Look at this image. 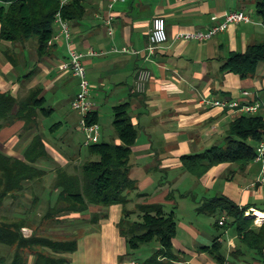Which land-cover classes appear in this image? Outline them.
I'll use <instances>...</instances> for the list:
<instances>
[{
  "label": "crops",
  "instance_id": "0c3cea01",
  "mask_svg": "<svg viewBox=\"0 0 264 264\" xmlns=\"http://www.w3.org/2000/svg\"><path fill=\"white\" fill-rule=\"evenodd\" d=\"M258 1L125 0L110 9L111 0H84V16L69 23L72 45L84 55L90 97L96 105L95 119L101 128L100 142L121 144L113 130V108L129 105L128 115L138 132L132 147L131 178L139 189L142 191L152 183L149 175L156 166L166 170L156 175L172 177L169 188L181 192L177 194L182 199L180 194L190 190L196 205L202 199L223 196L240 208L249 206L245 217L253 219L256 229L264 225V219L254 216L255 212L264 214V185L258 183L261 175L258 163L246 168L231 164L213 167L201 178L200 185H196L188 180L180 159L203 148L222 147L230 122L239 116L233 109L206 106L202 103L204 99L232 102L240 107L255 102L264 104V63L254 77L245 80L220 73L221 65L231 53H244L249 46L264 42V22L256 13ZM232 11L248 14L253 22L232 25L205 42L175 39L179 32L205 30L213 25L212 17ZM157 17L165 20L168 40L151 55L146 48L152 22ZM58 34L56 26L49 54L42 59L37 56L34 42L24 46L0 42V93L21 100L30 91L40 90L44 107L50 110L46 117L39 115L37 124H32L33 128L26 132L23 121L15 120L4 126L0 130V151L21 159L35 138L41 137L52 161H39L34 166L46 172L43 185L47 188L57 168L73 167L89 159L82 154L84 135L79 128V116L71 108L78 81L69 71L60 69L68 55L65 44L56 39ZM7 49L15 56L14 63L6 57ZM144 73L147 77L141 80ZM78 134L82 136L80 141L76 139ZM169 188L158 187L150 197L141 198L144 200L141 204H167ZM180 207L184 206L174 207L177 219L174 257L159 256V262L264 264V252L260 255L249 250L233 228H216L210 223V220L215 222L212 217ZM128 211H135V207ZM22 212L16 205L9 209L11 216ZM101 212L91 207L89 214L73 215L70 217L73 221H65L53 229L73 228L70 233L55 238L63 239L72 233L78 236V249L70 255V264H143L150 254L142 255L138 261L126 256V243L118 229L122 207L108 209L98 223L86 221L90 220V214ZM199 215L207 218L206 223ZM135 217L136 214L131 215ZM22 233L30 237L32 229L24 228ZM215 241L221 244L223 263L206 251ZM0 255H7V250L1 249ZM32 263L30 258L29 264Z\"/></svg>",
  "mask_w": 264,
  "mask_h": 264
},
{
  "label": "trees",
  "instance_id": "16d2710c",
  "mask_svg": "<svg viewBox=\"0 0 264 264\" xmlns=\"http://www.w3.org/2000/svg\"><path fill=\"white\" fill-rule=\"evenodd\" d=\"M84 8V0H70L63 7L60 0H0V42L12 46L34 42L37 56L42 59L51 49L57 13L71 23L84 16ZM256 13L264 22V0L257 2ZM5 55L11 63L15 62V56L8 49ZM263 63L264 42L249 46L244 53H231L221 65L220 73L245 80L254 77ZM44 106L45 99L40 90L30 91L21 100L0 93V130L15 120L24 122V132L32 129L39 115L46 117L50 114ZM128 111V104L113 108V130L121 144L102 141L84 145L89 159L73 167L57 168L49 188L43 185L46 172L34 166L39 161H52L44 150L41 137L35 138L21 159L0 151V250H7V255H0V264H29L30 258L32 264H70V255L78 249L77 234L62 239L53 237L50 231L61 227L65 221H73L70 216L87 214L91 207L102 211L92 217L93 224L104 218L108 209L122 207L118 229L126 243L127 257L133 256L138 261L136 255L153 242L159 249L152 251L143 264H162L157 260L159 256L174 257L175 211H167L161 203L136 204L144 195L139 193L138 183L131 178L132 147L138 132ZM95 117L93 113L89 122L96 123ZM224 143L222 147L213 146L201 153L181 157L182 170L196 185H200L201 178L213 167L231 164L246 168L255 163L256 148L264 143V112L237 116L228 126ZM163 182L170 184L167 179ZM170 190L167 200L177 192L176 189ZM26 192L32 197V208L46 202L45 212L38 221L34 220L32 211L21 207ZM192 192L180 195L193 196ZM44 193L45 202L42 200ZM17 203L23 212L9 215L10 207ZM130 204H136L135 211H128ZM197 206L200 213L215 220L216 228H233L244 246L263 255L264 225L256 229L253 219L245 217L249 206L240 208L223 196L202 199ZM133 214H136L134 219L131 218ZM24 228L32 229L30 237H24ZM220 248L221 244L215 241L206 251L223 263Z\"/></svg>",
  "mask_w": 264,
  "mask_h": 264
},
{
  "label": "built area",
  "instance_id": "2783aa9c",
  "mask_svg": "<svg viewBox=\"0 0 264 264\" xmlns=\"http://www.w3.org/2000/svg\"><path fill=\"white\" fill-rule=\"evenodd\" d=\"M70 0H60L61 7L66 5ZM125 0H111L109 8L117 2H123ZM213 25L205 30L179 32L176 34L175 39L180 41H197L205 42L218 34L224 33L232 25L240 23H252L251 17L244 12L232 11L225 13L221 17H212ZM55 25L59 28V34L56 37L57 40L62 41L67 49V61L60 65L61 70H67L78 81V92L71 103V108L79 116V128L84 135V145L90 146L100 142L101 128L97 123H90V117L96 110L95 103L91 100L90 92L91 87L87 79V73L84 66V55L78 52L72 45L71 32L69 23L61 18L60 12L56 15ZM108 31L112 35L113 31L111 23L108 20ZM168 36L166 32L165 20L161 17H157L152 22V29L149 35V45L146 48L148 54L153 55L157 49L165 42H167ZM147 74H142L141 80L146 78ZM248 95V93H244ZM202 103L209 107H218L223 109H233L238 115L247 114L255 115L259 112H264V104L255 102L240 107L236 103L222 102L214 99H204ZM257 157L255 162H260L261 175L258 179V183L264 185V143H261L256 148Z\"/></svg>",
  "mask_w": 264,
  "mask_h": 264
},
{
  "label": "rangeland",
  "instance_id": "374dc122",
  "mask_svg": "<svg viewBox=\"0 0 264 264\" xmlns=\"http://www.w3.org/2000/svg\"><path fill=\"white\" fill-rule=\"evenodd\" d=\"M50 122H53L52 120H50ZM76 139H77V141H80L81 139H82V136L80 135V134H78L77 136H76ZM102 142V141H101ZM111 143H113V142H111ZM224 145H225V143H224ZM223 145V146H224ZM207 148H203L202 150H199V151H196V152H198V153H201V152H203V151H205ZM82 154H85V156L87 155V153H86V150H85V148L84 147H82ZM88 156V155H87ZM95 159V158H94ZM255 163H258L261 167H262V164L260 163V162H255ZM153 173H152V175H149L150 176V178H151V180H152V183L150 184V185H148V186H146V187H143L142 188V191L139 189V187H138V191H139V193L140 194H143L144 195V198L146 197H150L153 193H154V190L155 189H157L158 187L160 188V187H167V188H169V186L170 185H172V184H163L164 182V180L165 179H167V181H172V177L171 176H166L165 174L164 175H156V173L157 172H165L166 170H161V169H159L158 167H156V166H154L153 168ZM189 179L188 180H190V181H192L193 179L192 178H190V177H188ZM186 189H184L183 190V192L185 191ZM170 188H169V193H170ZM182 191V190H181ZM190 191V190H189ZM189 191H187V192H189ZM179 193H181V192H179ZM54 196H56V194H53ZM31 200H32V197H31V195H30V193L29 192H26L25 194H24V197L22 198V202H23V204H24V206L26 207V209L28 210V211H32L33 212V216H34V220L35 221H38L39 220V218L44 214V212H45V209H46V200H47V198H46V194L44 193V194H42V200L45 202V203H43L42 205H40V206H38V207H33L32 208V206H31ZM148 201V200H147ZM142 202H144V200L143 199H139L138 201H137V204H141ZM170 202V203H169ZM193 203L195 204V205H193ZM165 205V209L167 210V211H172V210H174L173 208L175 207L176 208V205H178V206H184V207H180V208H184L185 210H187V211H190V210H192V213H194V210H195V213H197L198 212V206L196 205V202H194L193 201V198H191V195L190 196H185V197H183V199H182V197H180L179 196V194H177V192H174V195H173V197H172V199H170V200H168V203L167 204H164ZM20 204L19 203H17L16 204V207H17V210L19 211V212H22V210L23 209H21L20 208ZM194 206H195V208H194ZM135 206H134V204H130L129 205V207L128 208H134ZM179 208V209H180ZM175 211V210H174ZM9 213V212H8ZM87 214H89V212L87 213ZM198 214V213H197ZM200 214V213H199ZM200 216V215H199ZM71 217V216H70ZM91 217V218H90ZM92 217H93V215L91 216V214H90V216H89V218H90V220L88 219V220H86V221H90L91 222V219H92ZM71 218H73V217H71ZM200 218H201V220L204 222V223H206V221L205 220H207V218L205 217V216H200ZM85 222V221H84ZM92 223V222H91ZM210 223L213 225V223H214V221L213 220H210ZM73 228H68V227H66V229H63V228H60V229H57V230H51L50 231V234L52 235V236H56V235H64V234H68V233H70L71 232V230H72ZM24 234H26V235H29L30 234V232L29 231H24L23 232ZM159 246H158V244H156L155 242H153V243H151V244H149V245H146V246H144L143 248H142V250L136 255V259H141V257H142V255H145V254H150L151 255V253H152V251L151 252H149L150 251V249H153L154 251H155V248H158Z\"/></svg>",
  "mask_w": 264,
  "mask_h": 264
},
{
  "label": "bare ground",
  "instance_id": "6f19581e",
  "mask_svg": "<svg viewBox=\"0 0 264 264\" xmlns=\"http://www.w3.org/2000/svg\"><path fill=\"white\" fill-rule=\"evenodd\" d=\"M254 216H257L259 219H264V214L261 213H254Z\"/></svg>",
  "mask_w": 264,
  "mask_h": 264
}]
</instances>
